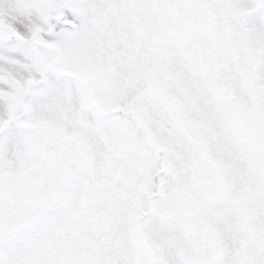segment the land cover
<instances>
[{"label":"snow or ice","instance_id":"snow-or-ice-1","mask_svg":"<svg viewBox=\"0 0 264 264\" xmlns=\"http://www.w3.org/2000/svg\"><path fill=\"white\" fill-rule=\"evenodd\" d=\"M0 264H264V0H0Z\"/></svg>","mask_w":264,"mask_h":264}]
</instances>
